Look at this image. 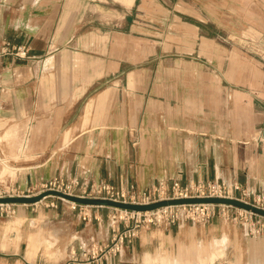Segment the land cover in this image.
I'll return each instance as SVG.
<instances>
[{
  "label": "crops",
  "instance_id": "1",
  "mask_svg": "<svg viewBox=\"0 0 264 264\" xmlns=\"http://www.w3.org/2000/svg\"><path fill=\"white\" fill-rule=\"evenodd\" d=\"M129 3L124 31H90L82 45L93 10L86 0H0V45L26 47L30 57L0 61V157L20 149L28 158L4 181L9 194L61 178L135 194L216 182L264 195V102L215 79L205 84L211 75L191 57L198 40L189 39L187 56L161 58V44L136 33L146 26L139 0ZM45 200L12 205L13 214L0 218V264H65L71 249L110 240L109 208L91 207L83 221L78 209ZM163 257L264 264V238L222 219L181 221L142 229L105 264H162Z\"/></svg>",
  "mask_w": 264,
  "mask_h": 264
},
{
  "label": "rangeland",
  "instance_id": "2",
  "mask_svg": "<svg viewBox=\"0 0 264 264\" xmlns=\"http://www.w3.org/2000/svg\"><path fill=\"white\" fill-rule=\"evenodd\" d=\"M86 4L93 10L87 9L88 18L83 21V32L96 31L102 34L107 28L114 29V32L124 29L129 0H86ZM139 6V20L146 26L136 33L147 40L158 41L161 44V58L170 60L177 55L187 56L189 39L198 40L191 57L204 63L205 71L211 75L205 79V84L212 85L215 79L216 84L231 90L251 92V97L264 102V0H139ZM135 16L134 13L133 19ZM88 35L84 34L80 38L82 45L89 42ZM114 38L116 40V36ZM202 39H205V46L200 45ZM81 48L88 50L86 46ZM120 51L115 50V56L120 57ZM103 53L105 55V49L99 42L98 54L100 56ZM248 100L243 98L242 105H248ZM85 126L83 128L86 129ZM16 155L11 159L0 157V186L5 185V188L0 187V195L9 193L4 181L12 179L13 173H16L14 169L20 171L28 160L20 149ZM41 185L25 196L44 194L41 193ZM43 203L53 204L54 207H57V203L71 208L73 206L54 197H49ZM113 215L112 210H107V223L110 224L109 218ZM0 218L8 217L3 215ZM256 230L259 233L254 237L264 238L262 226Z\"/></svg>",
  "mask_w": 264,
  "mask_h": 264
},
{
  "label": "built area",
  "instance_id": "3",
  "mask_svg": "<svg viewBox=\"0 0 264 264\" xmlns=\"http://www.w3.org/2000/svg\"><path fill=\"white\" fill-rule=\"evenodd\" d=\"M4 59L23 61L29 60L30 57L26 47H16L5 42L0 45V61ZM46 192H58L85 199L110 200L131 205H150L161 201L178 199H233L264 210V195H251L239 184L227 185L216 182L196 183L185 187L176 183L170 189L159 188L135 194L118 190L108 184L84 187L75 180L66 181L56 178L41 185V193ZM3 194L0 195V198L25 196V194L20 193ZM59 200L65 202L61 199ZM72 205L73 210H79L83 221L90 219L88 209L91 207ZM11 206L0 205V217L3 215L10 217L13 214ZM112 211L114 215L109 218L111 238L108 243L103 246L93 245L83 251L73 248L70 250L65 264H105L109 259L119 255L126 244L135 240L142 229L175 226L181 221L199 224L213 219H222L246 229L252 236H257L259 233L256 230L257 227L262 226V231H264L263 217L224 205L167 207L146 213L117 209H112Z\"/></svg>",
  "mask_w": 264,
  "mask_h": 264
},
{
  "label": "water",
  "instance_id": "4",
  "mask_svg": "<svg viewBox=\"0 0 264 264\" xmlns=\"http://www.w3.org/2000/svg\"><path fill=\"white\" fill-rule=\"evenodd\" d=\"M49 197L58 198L65 202L80 206L109 208V209H117V210L136 212V213L153 212L162 208L175 207V206L224 205V206H230L233 208L241 209L257 216L264 217V210H261L252 205L233 199H178V200L161 201L150 205H131V204H123L110 200L85 199L75 196L64 195L58 192H46L38 196L0 198V205H15V206L35 205Z\"/></svg>",
  "mask_w": 264,
  "mask_h": 264
},
{
  "label": "bare ground",
  "instance_id": "5",
  "mask_svg": "<svg viewBox=\"0 0 264 264\" xmlns=\"http://www.w3.org/2000/svg\"><path fill=\"white\" fill-rule=\"evenodd\" d=\"M150 259V258H149ZM160 260H161V258H160ZM162 261V260H161ZM160 262V261H159ZM163 263L162 264H170L166 259H164V257H163V261H162ZM171 264H180V263H171Z\"/></svg>",
  "mask_w": 264,
  "mask_h": 264
}]
</instances>
